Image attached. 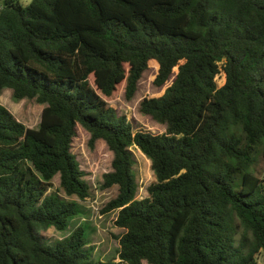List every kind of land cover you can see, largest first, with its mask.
Here are the masks:
<instances>
[{"label":"trees","instance_id":"trees-1","mask_svg":"<svg viewBox=\"0 0 264 264\" xmlns=\"http://www.w3.org/2000/svg\"><path fill=\"white\" fill-rule=\"evenodd\" d=\"M148 68L156 87L175 74L139 103L161 134L103 100L122 82L131 99ZM5 89L42 110L31 129L0 104V264H264V0H0ZM77 124L112 153L102 212L117 211L118 262L93 260L84 227L54 245L39 234L64 231L89 196ZM132 147L155 179L140 200Z\"/></svg>","mask_w":264,"mask_h":264},{"label":"rangeland","instance_id":"rangeland-1","mask_svg":"<svg viewBox=\"0 0 264 264\" xmlns=\"http://www.w3.org/2000/svg\"><path fill=\"white\" fill-rule=\"evenodd\" d=\"M31 0H20L23 6L29 4ZM154 69L148 68L138 82L134 96L127 100L124 95L125 82L120 83L112 96L103 98L109 107H113L118 115H124L132 124L135 130L148 131L152 134H161L165 131V126L153 121L150 117L143 115L139 111V103L144 98L159 97L165 88L171 83L173 76L166 84L156 87L152 80ZM225 82L222 71L215 77V84L221 87ZM92 84V78L90 77ZM93 86V84H92ZM0 104L3 105L13 117L27 128L36 129L40 121L42 106L34 100H16L12 97L9 89L0 91ZM89 133L79 124L75 128V136L70 144V152L83 172L82 181L89 187V196L78 201L80 213L71 218L64 231H58L53 227L40 230L39 234L48 245L67 238L71 232L84 227V237L86 238V248L91 252L94 261L107 262L113 260L118 262L117 253L119 249L118 238L123 230L113 225L117 211L103 213L105 205L117 195V187L103 188V176L111 171L112 153L102 140L95 141L92 147L89 146ZM134 158L133 173L137 183L136 199L147 197V188L155 179L150 168V162L135 147L130 148ZM253 173L260 180L264 179V164L261 157H255L252 167ZM59 177L55 175L52 180L51 189L48 192L58 191ZM141 264H147L142 261ZM256 264L261 263V256L256 257Z\"/></svg>","mask_w":264,"mask_h":264}]
</instances>
